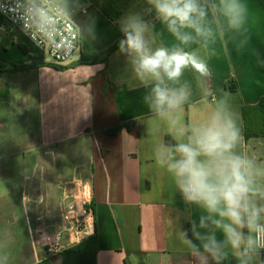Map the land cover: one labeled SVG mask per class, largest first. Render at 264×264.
<instances>
[{"label": "crops", "instance_id": "0c3cea01", "mask_svg": "<svg viewBox=\"0 0 264 264\" xmlns=\"http://www.w3.org/2000/svg\"><path fill=\"white\" fill-rule=\"evenodd\" d=\"M56 1L81 32L80 49L63 69L39 65L34 58L45 60L19 30L0 27V56L12 55L0 61V69L34 64L0 74V264H217L192 225L201 236L214 231L218 242L223 232L210 219L200 227L208 214L183 199L157 154L188 142L192 129L223 111L240 131L232 153L252 162L258 190L253 200L264 205V138H245L242 117L243 107L264 99V0H240L246 11L238 29L218 9L213 12L217 0H199L211 35L185 30L193 36L187 45L156 14L150 17L153 7L139 13L152 49L179 46L209 68L208 76L189 67L178 81H165L188 91L173 113L175 126L149 107L154 82L141 78L120 46L106 60L92 62L121 41L122 20L148 0ZM81 179L90 185L94 232L48 256L42 233L61 225L66 183ZM222 252L219 264H241L230 246L224 244ZM250 255L248 264H264V252Z\"/></svg>", "mask_w": 264, "mask_h": 264}, {"label": "clouds", "instance_id": "9594fccd", "mask_svg": "<svg viewBox=\"0 0 264 264\" xmlns=\"http://www.w3.org/2000/svg\"><path fill=\"white\" fill-rule=\"evenodd\" d=\"M148 3L182 45L193 41L185 30L190 29L196 37L211 35V29L204 23L207 11L199 0H148ZM217 9L231 28L238 29L244 21L246 8L240 0H217L213 12ZM121 31L124 35L121 52L128 54L141 78L154 82L149 107L175 126L178 121L173 113L182 108L188 91L186 87L170 88L165 81H178L189 67L201 76H208L207 63L195 52L179 46L152 49L146 38L148 24L139 14H128L121 22ZM180 134H184L183 127ZM239 137L240 131L231 117L217 111L204 125L191 130L188 142L165 147L157 154V163L167 164L183 199L208 214L201 217L200 227H208L205 220L210 219L214 229L223 232L224 241L218 242L214 231L201 236L195 223L192 225L194 237L202 241L204 252L217 264L223 258L224 244L237 254L241 264H248L250 254L264 247V205L258 206L253 200L258 191L253 187V164L232 153ZM181 235L186 237V233ZM184 242L195 248L190 240Z\"/></svg>", "mask_w": 264, "mask_h": 264}, {"label": "built area", "instance_id": "2783aa9c", "mask_svg": "<svg viewBox=\"0 0 264 264\" xmlns=\"http://www.w3.org/2000/svg\"><path fill=\"white\" fill-rule=\"evenodd\" d=\"M0 16L9 27L19 30L41 55L47 54L54 65L67 64L80 49V27L56 0H0ZM65 198L61 225L42 233L41 244L48 256L79 245L94 232L89 183L83 179L66 183ZM257 250L264 252V247Z\"/></svg>", "mask_w": 264, "mask_h": 264}, {"label": "trees", "instance_id": "16d2710c", "mask_svg": "<svg viewBox=\"0 0 264 264\" xmlns=\"http://www.w3.org/2000/svg\"><path fill=\"white\" fill-rule=\"evenodd\" d=\"M155 14H156L155 11L152 12L150 17L154 16ZM0 27H4L5 29L9 28V26L3 21L1 16H0ZM123 39H124V36L121 40ZM119 46H120V42L102 53L95 54L92 59V62L106 60ZM34 60L35 61L39 60V63H40L39 65H50V66L61 68V69L64 68L62 66L44 63L41 58H34ZM82 62L83 61L73 63L72 66L81 64ZM33 66L34 64H31L30 66H21V67L15 66L12 69L3 68V69H0V74L8 73V72H15V71L22 70L27 67H33ZM242 117H243V130H244L245 138H252V137H263L264 138V99H262L260 103L255 106L243 107Z\"/></svg>", "mask_w": 264, "mask_h": 264}, {"label": "rangeland", "instance_id": "374dc122", "mask_svg": "<svg viewBox=\"0 0 264 264\" xmlns=\"http://www.w3.org/2000/svg\"><path fill=\"white\" fill-rule=\"evenodd\" d=\"M97 1H102V0H97ZM89 1L87 0V2H85L84 4H88ZM152 7L148 2L142 3L141 6L137 7V8H132L130 9V11L134 10L137 14H139L140 12L148 9L147 7ZM1 39V38H0ZM28 46H31L30 44L27 43ZM38 54L41 55L40 51L38 50ZM12 55H8V54H3L2 56H0V61H3L4 63L9 62V60L11 59ZM43 57V59L45 60L46 63H50L52 64L53 62L51 61L50 57L47 54L41 55Z\"/></svg>", "mask_w": 264, "mask_h": 264}]
</instances>
